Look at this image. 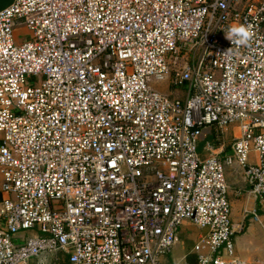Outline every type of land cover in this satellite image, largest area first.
Listing matches in <instances>:
<instances>
[{"label": "built area", "instance_id": "obj_1", "mask_svg": "<svg viewBox=\"0 0 264 264\" xmlns=\"http://www.w3.org/2000/svg\"><path fill=\"white\" fill-rule=\"evenodd\" d=\"M233 24L250 26L247 45L226 38ZM233 162L264 203V0H15L0 11V264L51 253L162 264L187 221L205 230L197 264H249L236 252Z\"/></svg>", "mask_w": 264, "mask_h": 264}, {"label": "crops", "instance_id": "obj_2", "mask_svg": "<svg viewBox=\"0 0 264 264\" xmlns=\"http://www.w3.org/2000/svg\"><path fill=\"white\" fill-rule=\"evenodd\" d=\"M238 132L240 134V128L232 126L226 132L225 142L223 144L216 143L222 157L232 156L233 135H238ZM211 139H213V135H209L203 141ZM205 143L202 150H200L202 154H206ZM250 157L252 161H255L257 153L252 152ZM226 176L230 185L229 195L232 202L233 222L235 227L238 228L235 236L236 252L246 259L249 264H264V227L253 218L251 212L247 216L244 214L245 210L257 211L264 221V203H261L250 191L251 185L244 177L242 168L236 162L226 165ZM193 225L188 221L184 223L180 230V241L174 246L172 252L162 259V264H184L186 260L188 261V256L193 254V248L189 249L186 241L192 238L188 228ZM36 259L38 258L34 260Z\"/></svg>", "mask_w": 264, "mask_h": 264}, {"label": "rangeland", "instance_id": "obj_3", "mask_svg": "<svg viewBox=\"0 0 264 264\" xmlns=\"http://www.w3.org/2000/svg\"><path fill=\"white\" fill-rule=\"evenodd\" d=\"M21 35V31L17 32V36ZM19 38L21 39H25V37L23 35H21ZM155 88L158 89L160 92L165 93V94H169L170 91V86L167 82H158L155 83ZM239 135V132H238ZM182 228V227H181ZM189 232H190V236L192 237L190 240H187V247L189 249H192L195 242L197 241L199 235L204 232L205 230L193 225L191 227L188 228ZM243 231V230H242ZM187 232V233H189ZM172 252V251H171ZM29 264H68V258L66 254L63 253H51V254H47L45 259H36L31 261Z\"/></svg>", "mask_w": 264, "mask_h": 264}, {"label": "clouds", "instance_id": "obj_4", "mask_svg": "<svg viewBox=\"0 0 264 264\" xmlns=\"http://www.w3.org/2000/svg\"><path fill=\"white\" fill-rule=\"evenodd\" d=\"M252 31L250 26L243 24H233L229 27L226 38L232 43L235 42L239 45H247L252 38Z\"/></svg>", "mask_w": 264, "mask_h": 264}, {"label": "trees", "instance_id": "obj_5", "mask_svg": "<svg viewBox=\"0 0 264 264\" xmlns=\"http://www.w3.org/2000/svg\"><path fill=\"white\" fill-rule=\"evenodd\" d=\"M205 142H206V140L201 142V144H200V146H199V150H202L203 145H204ZM188 261H189L191 264H197V258H196V256L193 255V254H190V255L188 256Z\"/></svg>", "mask_w": 264, "mask_h": 264}, {"label": "water", "instance_id": "obj_6", "mask_svg": "<svg viewBox=\"0 0 264 264\" xmlns=\"http://www.w3.org/2000/svg\"><path fill=\"white\" fill-rule=\"evenodd\" d=\"M15 0H0V11L12 4Z\"/></svg>", "mask_w": 264, "mask_h": 264}]
</instances>
